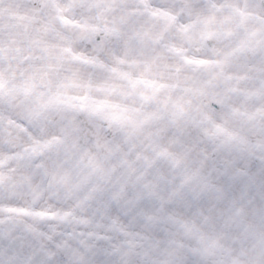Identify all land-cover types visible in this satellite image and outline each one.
<instances>
[{
    "label": "snow or ice",
    "instance_id": "1",
    "mask_svg": "<svg viewBox=\"0 0 264 264\" xmlns=\"http://www.w3.org/2000/svg\"><path fill=\"white\" fill-rule=\"evenodd\" d=\"M249 221L264 0H0V264H215Z\"/></svg>",
    "mask_w": 264,
    "mask_h": 264
},
{
    "label": "rangeland",
    "instance_id": "2",
    "mask_svg": "<svg viewBox=\"0 0 264 264\" xmlns=\"http://www.w3.org/2000/svg\"><path fill=\"white\" fill-rule=\"evenodd\" d=\"M225 232L230 235L228 241H225ZM210 238L221 243H216L211 251L206 253L215 256V264H259V256L264 255V229L251 221L241 222L239 232H211ZM241 239H245L242 246L239 245Z\"/></svg>",
    "mask_w": 264,
    "mask_h": 264
},
{
    "label": "flooded vegetation",
    "instance_id": "3",
    "mask_svg": "<svg viewBox=\"0 0 264 264\" xmlns=\"http://www.w3.org/2000/svg\"><path fill=\"white\" fill-rule=\"evenodd\" d=\"M230 222H231V220H230ZM172 235H173L172 236L173 239H171V242H170V245L169 246L172 249L179 250L180 247H181V245L177 241L176 235L175 234H172ZM194 235L200 241L202 248H205L207 250L206 253L210 252L211 251V248L213 246H215L216 243L221 245V243L219 241H217L215 239L212 240L210 238L211 237V232H204L202 230L200 232H195ZM224 236H225V241H228L230 239V235L228 233L225 232ZM232 241H234V238L232 239ZM244 242H245V239H241L239 241V245L242 246L244 244Z\"/></svg>",
    "mask_w": 264,
    "mask_h": 264
}]
</instances>
